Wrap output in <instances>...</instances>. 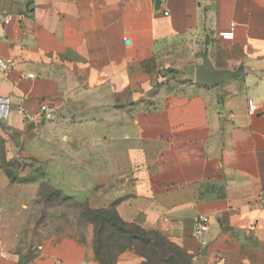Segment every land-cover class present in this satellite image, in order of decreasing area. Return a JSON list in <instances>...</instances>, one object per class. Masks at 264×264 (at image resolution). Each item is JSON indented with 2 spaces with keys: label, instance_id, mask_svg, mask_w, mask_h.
I'll return each instance as SVG.
<instances>
[{
  "label": "crops",
  "instance_id": "obj_1",
  "mask_svg": "<svg viewBox=\"0 0 264 264\" xmlns=\"http://www.w3.org/2000/svg\"><path fill=\"white\" fill-rule=\"evenodd\" d=\"M0 56V97L53 110L0 140L143 231L115 264H264V0H0ZM206 58L234 74L196 84ZM163 59L185 77L158 84ZM0 264L101 263L72 235L21 260L0 228Z\"/></svg>",
  "mask_w": 264,
  "mask_h": 264
},
{
  "label": "rangeland",
  "instance_id": "obj_2",
  "mask_svg": "<svg viewBox=\"0 0 264 264\" xmlns=\"http://www.w3.org/2000/svg\"><path fill=\"white\" fill-rule=\"evenodd\" d=\"M165 60L158 74L163 87L185 77L183 67H166ZM52 181L56 182V174L49 175L23 142L0 140V228L8 250L21 260L30 258L35 247L50 237L72 235L94 242L88 203L80 201L74 183Z\"/></svg>",
  "mask_w": 264,
  "mask_h": 264
},
{
  "label": "trees",
  "instance_id": "obj_3",
  "mask_svg": "<svg viewBox=\"0 0 264 264\" xmlns=\"http://www.w3.org/2000/svg\"><path fill=\"white\" fill-rule=\"evenodd\" d=\"M89 212V222L94 228L93 247L101 264H115L122 253L146 239L138 226L123 222L115 210L91 209Z\"/></svg>",
  "mask_w": 264,
  "mask_h": 264
},
{
  "label": "built area",
  "instance_id": "obj_4",
  "mask_svg": "<svg viewBox=\"0 0 264 264\" xmlns=\"http://www.w3.org/2000/svg\"><path fill=\"white\" fill-rule=\"evenodd\" d=\"M165 15H169L165 12ZM8 20L6 21V23ZM225 40H233L235 38V24L233 23L228 31L220 34ZM16 61L12 58H3L0 56V72L7 73L16 67ZM29 79H34L33 74L27 75ZM256 105L252 100H249V110L254 112ZM13 113L21 116L26 121H33L35 119H50L53 116V110L49 105L42 104L40 112L33 114L27 110L22 104H15L9 97H0V119H8ZM209 230V224L207 220H201L196 227V236L200 237Z\"/></svg>",
  "mask_w": 264,
  "mask_h": 264
},
{
  "label": "water",
  "instance_id": "obj_5",
  "mask_svg": "<svg viewBox=\"0 0 264 264\" xmlns=\"http://www.w3.org/2000/svg\"><path fill=\"white\" fill-rule=\"evenodd\" d=\"M234 73L217 70L213 67L211 61L206 58L204 64L200 65L196 69V84L200 85H216L222 76L233 75Z\"/></svg>",
  "mask_w": 264,
  "mask_h": 264
}]
</instances>
